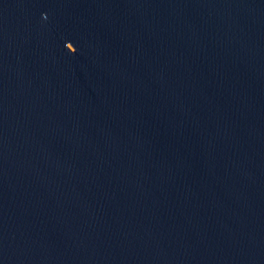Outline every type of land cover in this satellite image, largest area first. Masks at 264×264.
I'll use <instances>...</instances> for the list:
<instances>
[{
    "label": "water",
    "instance_id": "obj_1",
    "mask_svg": "<svg viewBox=\"0 0 264 264\" xmlns=\"http://www.w3.org/2000/svg\"><path fill=\"white\" fill-rule=\"evenodd\" d=\"M0 264H264V0H0Z\"/></svg>",
    "mask_w": 264,
    "mask_h": 264
}]
</instances>
